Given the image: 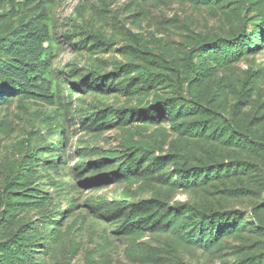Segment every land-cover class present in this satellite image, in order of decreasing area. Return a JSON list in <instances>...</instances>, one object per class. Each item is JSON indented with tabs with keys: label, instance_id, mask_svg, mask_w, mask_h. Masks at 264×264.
Wrapping results in <instances>:
<instances>
[{
	"label": "rangeland",
	"instance_id": "374dc122",
	"mask_svg": "<svg viewBox=\"0 0 264 264\" xmlns=\"http://www.w3.org/2000/svg\"><path fill=\"white\" fill-rule=\"evenodd\" d=\"M0 88L2 264H264V0H0Z\"/></svg>",
	"mask_w": 264,
	"mask_h": 264
},
{
	"label": "trees",
	"instance_id": "16d2710c",
	"mask_svg": "<svg viewBox=\"0 0 264 264\" xmlns=\"http://www.w3.org/2000/svg\"><path fill=\"white\" fill-rule=\"evenodd\" d=\"M245 34V33H243ZM241 34L239 36L241 45L239 46V48L237 50L231 51L228 50V55L229 57H231V59H237V55L238 53H240L242 50H244L243 45H247L248 49H252L254 48V45L251 42V38L250 36H246ZM31 63H21V66L18 65L16 68H12L9 70L8 73V77H7V83H8V90L9 91H13V90H21V89H26L28 86H34L35 84H32V68H30ZM41 87V86H40ZM3 90L0 88V93H2ZM174 105L170 103L169 100H162L159 101L158 103L155 104V108L156 111L159 114H167L170 117H175L177 114H173V107ZM196 181V180H195ZM202 218L201 220H204V222L202 223L203 227L205 229H208V223L214 224V227H216L218 230H216V232H214L215 230H213V228H209L211 229L214 234H209V236L207 237L208 241H212L215 240L216 238H218V235L220 233V230L222 229L223 225L225 226H233L234 224L237 223V217L234 216L233 212H211V213H207V212H203ZM216 217H218L219 220H216ZM199 236H195V234L193 232H189L187 237L189 239H192V241L194 240H204L206 236L205 233H203L202 231L199 232L198 234ZM196 238V239H195ZM3 258H2V254H0V264L3 263Z\"/></svg>",
	"mask_w": 264,
	"mask_h": 264
}]
</instances>
